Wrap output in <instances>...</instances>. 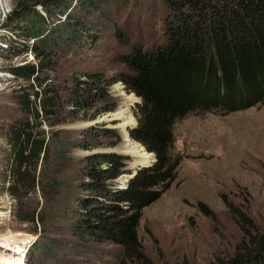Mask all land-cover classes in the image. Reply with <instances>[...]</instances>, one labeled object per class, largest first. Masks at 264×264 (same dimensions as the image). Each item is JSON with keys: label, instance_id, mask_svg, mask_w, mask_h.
<instances>
[{"label": "trees", "instance_id": "obj_1", "mask_svg": "<svg viewBox=\"0 0 264 264\" xmlns=\"http://www.w3.org/2000/svg\"><path fill=\"white\" fill-rule=\"evenodd\" d=\"M126 3L128 0L19 3L11 11V18L32 41L22 49L24 54H32V59L8 72L15 79L41 87V76L57 66L55 50L95 43L100 38L98 26L104 28L111 21V13H119ZM151 6L161 11V45L143 49L130 44L118 59L126 70L115 80L91 73L85 81H72L67 89L65 104L74 113L86 112L93 104L105 103L106 88L120 82L139 99L137 123L130 130V139L154 157L151 165L134 170L127 181H120L123 186L117 181L122 172L114 154L97 153L81 160L86 164L77 186L82 197H74L72 221L66 229L67 243L77 252L94 243L119 248L125 259L136 257L137 228L143 209L157 201L176 179L178 162L171 155L175 123L200 111L229 114L264 102V0H153ZM114 36L123 41L119 28L114 27ZM29 98L23 95L22 110L33 122L11 125L7 131L14 180L7 191L21 210L36 189L45 206L55 203L62 191L61 181L42 177V169L51 163L50 139L55 137L46 136L41 123H37L41 114L57 120L62 113L61 95L46 88L34 92L32 101ZM96 125V132L108 136L112 133ZM75 144L82 145L80 141ZM84 147L89 149L91 144ZM38 215L32 210L18 215V220L35 228L41 222L42 227ZM241 220L251 228L250 221ZM246 233L235 255L221 264H264V232ZM40 248L38 244L31 247L28 264H40Z\"/></svg>", "mask_w": 264, "mask_h": 264}, {"label": "rangeland", "instance_id": "obj_2", "mask_svg": "<svg viewBox=\"0 0 264 264\" xmlns=\"http://www.w3.org/2000/svg\"><path fill=\"white\" fill-rule=\"evenodd\" d=\"M29 1L0 0V264H28V253L34 244L41 247L40 264H221L235 255L246 232H264L263 102L229 114L200 111L175 123L171 155L178 162L176 179L157 201L143 209L137 228L136 257L125 259L119 248L94 243H89L86 250L75 251L67 243L66 229L72 221L73 199L82 197L77 186L86 164L81 160L97 153H112L121 165L119 186L120 181L127 180L136 169L132 167L133 159L121 151V122L104 119L118 108L120 98L115 88L133 97L129 107L133 124L124 130L128 136L137 123L139 99L120 82H114L106 88L105 103L74 113L65 104L67 89L72 81H85L91 73L115 80L126 70L118 59L126 54L130 44L143 49L161 45L162 15L158 6H151L153 0H128L119 13H111V21L104 28L98 26L100 38L95 43L83 40L89 42L84 47L65 50L60 46L55 50L57 66L41 76L39 87L35 82L15 79L8 72L32 59V54L22 52L23 46L32 41L11 18V11L19 3ZM114 27L123 33V41L115 38ZM46 88L61 95L62 113L57 120L41 114L37 122L46 136L55 137L50 139L51 163L41 174L44 179L61 181L62 191L55 203L45 206L36 189L21 210L7 191L14 181L7 131L11 125L33 122L22 110L23 95H29L32 101L34 92ZM36 106L39 110L38 101ZM97 122L112 133L108 136L96 132ZM76 141L82 145H76ZM89 144L91 147L85 149ZM32 210L42 218V227L41 222L35 228L18 220V215L30 214ZM241 219L250 221L251 228L245 227Z\"/></svg>", "mask_w": 264, "mask_h": 264}, {"label": "bare ground", "instance_id": "obj_3", "mask_svg": "<svg viewBox=\"0 0 264 264\" xmlns=\"http://www.w3.org/2000/svg\"><path fill=\"white\" fill-rule=\"evenodd\" d=\"M115 94L120 98L118 108L115 112L107 115L105 117V121H120L119 128L122 130V144H121V151L122 154L130 156L134 164L132 165L133 168L138 167V165H149L151 161H153V156L148 154L143 147L137 145V143L130 140L129 135L127 136L126 132L124 131L126 127L131 126L133 124V120L131 118V113L129 107L133 102V97H128L124 93L120 92L118 88H115ZM135 127V126H134ZM133 127V128H134ZM153 163V162H152Z\"/></svg>", "mask_w": 264, "mask_h": 264}, {"label": "water", "instance_id": "obj_4", "mask_svg": "<svg viewBox=\"0 0 264 264\" xmlns=\"http://www.w3.org/2000/svg\"><path fill=\"white\" fill-rule=\"evenodd\" d=\"M96 124H100V122H97ZM129 137H130V135H129ZM141 147H143L141 144H139ZM144 148V147H143ZM145 149V148H144ZM146 150V149H145ZM148 154H150V153H148ZM151 156H153L152 154H151ZM153 161H154V157H153ZM152 161V162H153ZM144 167H147V165H138V167H136L135 169L137 170V169H140V168H144ZM133 175H134V173H133ZM131 177V176H130ZM127 181V180H126Z\"/></svg>", "mask_w": 264, "mask_h": 264}]
</instances>
